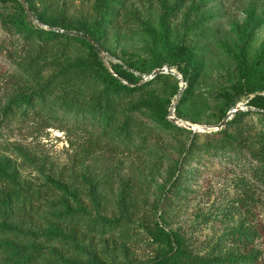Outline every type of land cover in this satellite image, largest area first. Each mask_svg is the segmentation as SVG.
Returning a JSON list of instances; mask_svg holds the SVG:
<instances>
[{
  "label": "rangeland",
  "instance_id": "374dc122",
  "mask_svg": "<svg viewBox=\"0 0 264 264\" xmlns=\"http://www.w3.org/2000/svg\"><path fill=\"white\" fill-rule=\"evenodd\" d=\"M113 1L115 16L102 19L100 59L111 73V64L132 65L142 79L118 96L108 94V75L80 38L41 22L33 33L19 31L8 23L14 11L0 3V66L10 70L0 76V203L41 196L32 216H0V228L22 231L0 232V264H153L169 253L172 235L203 259L264 264V109L257 104L264 78L241 72L264 69V0ZM30 2L47 20L75 27L101 19L97 0ZM178 43L194 49L195 65L171 55ZM164 69L188 82L162 74L171 78L150 83ZM28 97L39 113L8 121L11 101ZM109 97L119 100L121 118L111 123L104 122ZM233 111L241 112L228 126L207 130ZM214 134L238 154H195L185 165L189 147L204 152ZM243 180L255 200L242 199ZM67 206L83 220L77 231Z\"/></svg>",
  "mask_w": 264,
  "mask_h": 264
},
{
  "label": "trees",
  "instance_id": "16d2710c",
  "mask_svg": "<svg viewBox=\"0 0 264 264\" xmlns=\"http://www.w3.org/2000/svg\"><path fill=\"white\" fill-rule=\"evenodd\" d=\"M27 4H29V8L35 18L50 27L53 28H60L66 32H76L82 33L85 36H89L93 40L99 43V39L102 36L103 31V18H108L110 15H113L116 10L117 4L113 0H97V10L101 16V19L98 20L95 24H81L79 27H75L74 25L68 23L63 18H52L47 20L44 16L37 14L31 5V0H25ZM0 3L5 7H10L14 12L9 15L10 18L8 23L11 26L15 27L19 31H28L29 33H33L34 27L33 22L28 18L21 2L19 0H0ZM118 10V8H117ZM115 16V15H113ZM81 41L89 46L94 59L100 63V66L103 70L106 71L107 77H104V84L107 85V92L109 95H121V93H126L132 91V85H138L142 79L132 73L130 69H135L138 72V69L134 68V66H125L121 64H111V72L104 66L100 59V51L94 47L93 45L89 44L87 41L81 39ZM100 44V43H99ZM101 45V44H100ZM103 47V46H102ZM105 49V48H104ZM170 49L171 55L178 60H188L192 62V65L196 64V58L194 49L185 44V43H178L172 44L168 48ZM1 51H4L2 48ZM8 56V54L6 53ZM194 63V64H193ZM4 66H0V76L4 74H10V70H6L3 68ZM153 67V66H152ZM241 72L244 79L255 77L257 75H261L264 78V69L260 70L259 68L255 67L251 70H248L246 67H241ZM165 75H158L155 79H153L150 83H153L161 78L170 79L171 77H164ZM185 82H188V78H184ZM128 84V85H127ZM179 88L177 87L174 95L178 96ZM185 92V90H184ZM181 97V103H185L187 101V92L184 93ZM44 96V95H43ZM33 97H28L24 99L12 100L11 105L9 106L10 110L6 114L8 117V121L14 120L16 117L19 116L20 119L26 120L33 113H39L40 110L37 109V103L33 101ZM118 103L119 100L109 99L107 100V108L106 113L104 115V122L111 123L114 119L119 120V111H118ZM264 109V97H260L257 99V104ZM25 108V110H22ZM13 109V110H11ZM165 119V116L162 118ZM226 117H223L222 121L224 122ZM230 122H228L227 126ZM105 136H109L108 131H103ZM189 159L187 158L185 161L186 164H191V162L197 157L203 158L207 157H216L220 156L225 152H231L234 155L238 154V149L236 145L228 142L225 138H221L219 134H214L212 141L206 146L205 151L201 152L198 147L193 143L189 149ZM258 158V157H257ZM261 160V158H259ZM184 170H182L183 173ZM9 174L3 173L4 177H9ZM2 176V177H3ZM183 174H181L182 178ZM51 185L57 187L59 190H62L68 193V189L62 185L57 183L55 180H49ZM243 187H245L242 192L243 200H255L256 194L254 190V186L249 183L248 180H243ZM41 198L40 195H25L22 196L21 194H17L15 196H10L9 199L3 203H0V216L7 221H12L15 218L23 217V216H32L36 210L39 209L37 201ZM67 222L69 225L73 226L74 231L80 229L82 227V219L80 218L79 212L73 210L70 207H66ZM0 232L4 234L8 233H22V231L14 226L9 225H2L0 228ZM168 247L170 251L168 254L160 256L153 264H251L253 263L252 259H242L239 256H231L227 258L216 257L213 259H203L198 256L194 251L187 248L184 244V240L177 235H172L168 239ZM37 251L39 248L37 246H33Z\"/></svg>",
  "mask_w": 264,
  "mask_h": 264
},
{
  "label": "water",
  "instance_id": "95a60500",
  "mask_svg": "<svg viewBox=\"0 0 264 264\" xmlns=\"http://www.w3.org/2000/svg\"><path fill=\"white\" fill-rule=\"evenodd\" d=\"M28 16V18L33 22V23H39V21L35 18V16L33 15V13L31 12L27 2L25 0H19ZM60 31V30H59ZM63 33L69 34L71 36H75L78 37L80 39H83L85 41H87L89 44L93 45L94 47H96L100 53L102 55H106L107 51L95 40H93L92 38H90L89 36H85L84 34H80V33H76V32H66V31H61ZM162 74H171L173 76H176L177 78L180 79V81L185 85L186 82L183 80V78H181L179 75H177L175 72H173L172 70H159L154 72L153 76L150 78V80L155 79L158 75H162ZM184 89L182 88L181 91L179 92L178 96H177V100L179 101L183 95ZM241 111H233L229 114L228 119L225 120L224 122H222L219 126L217 127H213V128H207V130H216L219 131L220 129L224 128L227 126L229 119H231L233 116H235L236 114L240 113ZM190 128H193L192 126L188 125Z\"/></svg>",
  "mask_w": 264,
  "mask_h": 264
}]
</instances>
